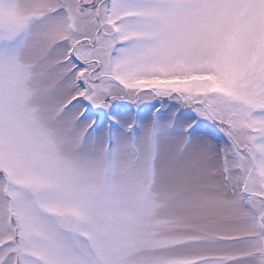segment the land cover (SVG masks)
Here are the masks:
<instances>
[{
    "label": "snow or ice",
    "instance_id": "obj_1",
    "mask_svg": "<svg viewBox=\"0 0 264 264\" xmlns=\"http://www.w3.org/2000/svg\"><path fill=\"white\" fill-rule=\"evenodd\" d=\"M0 264H264V0H0Z\"/></svg>",
    "mask_w": 264,
    "mask_h": 264
}]
</instances>
